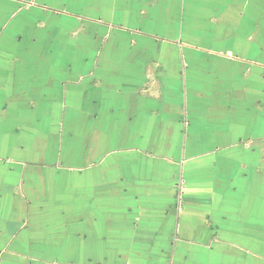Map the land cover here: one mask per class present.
<instances>
[{"label":"crops","instance_id":"0c3cea01","mask_svg":"<svg viewBox=\"0 0 264 264\" xmlns=\"http://www.w3.org/2000/svg\"><path fill=\"white\" fill-rule=\"evenodd\" d=\"M184 9L0 0V264H264V61Z\"/></svg>","mask_w":264,"mask_h":264},{"label":"rangeland","instance_id":"374dc122","mask_svg":"<svg viewBox=\"0 0 264 264\" xmlns=\"http://www.w3.org/2000/svg\"><path fill=\"white\" fill-rule=\"evenodd\" d=\"M184 23L188 36L196 37L185 43L210 45L224 54L244 39L248 57L264 61V0H185Z\"/></svg>","mask_w":264,"mask_h":264}]
</instances>
